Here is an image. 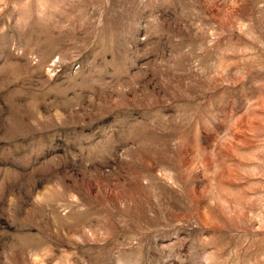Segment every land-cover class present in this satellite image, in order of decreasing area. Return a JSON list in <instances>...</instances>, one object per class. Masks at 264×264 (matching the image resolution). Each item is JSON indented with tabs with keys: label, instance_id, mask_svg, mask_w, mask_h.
I'll return each mask as SVG.
<instances>
[{
	"label": "rangeland",
	"instance_id": "obj_1",
	"mask_svg": "<svg viewBox=\"0 0 264 264\" xmlns=\"http://www.w3.org/2000/svg\"><path fill=\"white\" fill-rule=\"evenodd\" d=\"M0 264H264V0H0Z\"/></svg>",
	"mask_w": 264,
	"mask_h": 264
}]
</instances>
